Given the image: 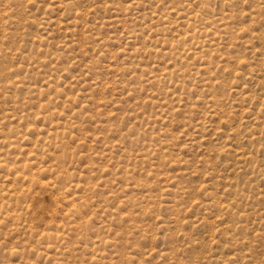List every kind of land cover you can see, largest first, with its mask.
<instances>
[{
    "label": "rangeland",
    "instance_id": "1",
    "mask_svg": "<svg viewBox=\"0 0 264 264\" xmlns=\"http://www.w3.org/2000/svg\"><path fill=\"white\" fill-rule=\"evenodd\" d=\"M0 264H264V0H0Z\"/></svg>",
    "mask_w": 264,
    "mask_h": 264
}]
</instances>
